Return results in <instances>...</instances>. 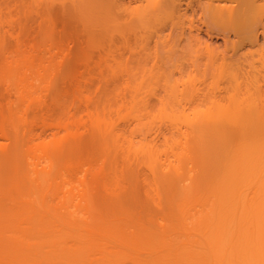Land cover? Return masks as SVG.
<instances>
[{"label":"bare ground","instance_id":"bare-ground-1","mask_svg":"<svg viewBox=\"0 0 264 264\" xmlns=\"http://www.w3.org/2000/svg\"><path fill=\"white\" fill-rule=\"evenodd\" d=\"M0 264H264V0H0Z\"/></svg>","mask_w":264,"mask_h":264}]
</instances>
